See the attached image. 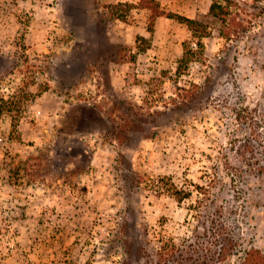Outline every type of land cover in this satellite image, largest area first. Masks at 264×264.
Masks as SVG:
<instances>
[{
	"label": "rangeland",
	"instance_id": "374dc122",
	"mask_svg": "<svg viewBox=\"0 0 264 264\" xmlns=\"http://www.w3.org/2000/svg\"><path fill=\"white\" fill-rule=\"evenodd\" d=\"M154 1L0 0V264H141L213 201L264 252L256 177L219 168L196 202L248 133L236 113L264 118V0Z\"/></svg>",
	"mask_w": 264,
	"mask_h": 264
},
{
	"label": "trees",
	"instance_id": "16d2710c",
	"mask_svg": "<svg viewBox=\"0 0 264 264\" xmlns=\"http://www.w3.org/2000/svg\"><path fill=\"white\" fill-rule=\"evenodd\" d=\"M154 3V0H139L140 5L149 8H153ZM215 6L216 4H212L210 8L213 9ZM168 16L176 17L178 21L186 23L192 35L198 38L196 42L198 48L202 46L198 36L204 28L197 27L199 24L197 20L173 13H169ZM185 47L184 44L183 55L178 60L180 63L178 69L195 54V50L190 46ZM242 110L244 115L238 112L236 116L248 121V133L241 140L239 139L240 144L237 146L239 140L230 141L229 149L232 151L230 156L225 152H218L219 156L214 158L216 164L211 166L212 174L208 176V183L197 185V204H200L206 196H210L215 183L220 181L219 168H222L231 181H237L235 179L237 178L239 181L247 182V177L252 176L257 179L254 183L259 181L264 184V118H258L247 107ZM167 187L168 193L178 202L192 195L191 190L177 188L172 182ZM210 206L212 208L208 210L205 219H201V215L197 212L192 215L196 223L190 235L175 237L168 233L157 234L158 245L155 252L141 255V264H228L232 257H235L236 261L239 259L243 264H264V252L254 246L244 247L240 241L241 237L236 236L222 221V206L214 201Z\"/></svg>",
	"mask_w": 264,
	"mask_h": 264
}]
</instances>
